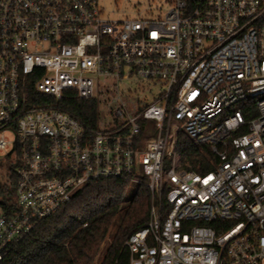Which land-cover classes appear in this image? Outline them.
I'll return each mask as SVG.
<instances>
[{
	"label": "built area",
	"instance_id": "2783aa9c",
	"mask_svg": "<svg viewBox=\"0 0 264 264\" xmlns=\"http://www.w3.org/2000/svg\"><path fill=\"white\" fill-rule=\"evenodd\" d=\"M164 1L118 20L99 0H0V163L17 177L0 263L90 180L119 178L152 195L130 264H264V0ZM127 79L160 86L134 117ZM72 98L97 102L93 123L58 106ZM181 133L210 170L181 166Z\"/></svg>",
	"mask_w": 264,
	"mask_h": 264
},
{
	"label": "trees",
	"instance_id": "16d2710c",
	"mask_svg": "<svg viewBox=\"0 0 264 264\" xmlns=\"http://www.w3.org/2000/svg\"><path fill=\"white\" fill-rule=\"evenodd\" d=\"M58 106L93 123L98 104L72 98ZM178 153L182 167L199 172L210 170L214 159L208 146L202 148L184 133L180 134ZM4 168L0 163V203L8 205L17 177L11 170L6 179ZM129 189L130 182L125 179L90 180L68 203L39 221L0 264H130L125 241L149 222L152 195L142 185L128 199Z\"/></svg>",
	"mask_w": 264,
	"mask_h": 264
},
{
	"label": "rangeland",
	"instance_id": "374dc122",
	"mask_svg": "<svg viewBox=\"0 0 264 264\" xmlns=\"http://www.w3.org/2000/svg\"><path fill=\"white\" fill-rule=\"evenodd\" d=\"M99 2L101 7H103L104 16L106 18L118 20L135 17L138 12H141L143 16L147 18H154L164 14L165 9L168 7L164 0H99ZM160 7L162 8L161 10L159 9ZM108 84H112V81H109ZM107 88L108 87L106 86L102 89L106 90ZM120 91L123 94V100L128 113L134 117L136 113L135 111L138 109V107L150 101L160 91V86L153 84L150 85L147 81L127 79L121 81ZM106 99L107 97L105 96L103 101ZM109 109L110 107L105 103L100 105V113L103 119L108 115ZM217 123H214V126ZM208 132L209 130L207 129L204 130L202 134L204 135ZM137 189L138 184L133 183L129 189L128 199L132 198ZM110 242L111 238L107 240L103 253Z\"/></svg>",
	"mask_w": 264,
	"mask_h": 264
}]
</instances>
